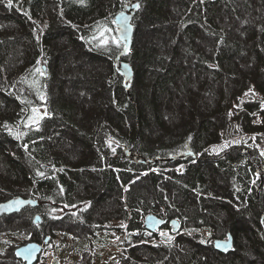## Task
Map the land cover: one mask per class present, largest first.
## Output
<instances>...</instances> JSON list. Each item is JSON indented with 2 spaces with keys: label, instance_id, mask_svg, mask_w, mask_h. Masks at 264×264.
<instances>
[{
  "label": "trees",
  "instance_id": "1",
  "mask_svg": "<svg viewBox=\"0 0 264 264\" xmlns=\"http://www.w3.org/2000/svg\"><path fill=\"white\" fill-rule=\"evenodd\" d=\"M251 1L177 0L179 18L171 20L164 16L165 0H137L143 28L155 30L176 46L172 54L153 47L138 48L135 21L134 46L125 57L135 70L128 92L114 66L124 50L117 38L115 16L132 0H12L11 6L8 0H0V203L19 196L39 201L38 207L30 206L3 219L27 217L40 236L37 238L54 236L61 264H67L63 255H69L70 250L80 257L89 253L93 264H99L114 231L103 223L114 219L128 223L121 242L123 260L128 258L127 245L144 246L136 250L135 264L139 260L146 264H257L241 254L247 245L242 239L246 234L235 223L245 216L258 221L259 230L245 238L263 255L264 229L259 219L264 213V182L258 175L263 158L258 152H243L238 147L220 156L207 154L209 146L218 143L219 120L239 99L236 91L221 83L234 78L237 56L251 54L254 67L243 86L255 82L264 95V10L255 13L260 20L249 35L248 46L231 41L228 29L220 23L224 17H240L239 12L254 16ZM259 1L263 6L264 0ZM199 34L213 40L212 58L197 51ZM65 43L84 48L89 62L107 60L110 83L76 77L74 92H67L64 78L57 75L69 56L68 51L62 52ZM181 43L186 56L194 57L195 67L211 78L213 100L208 102L206 118H189L181 126L182 136H186L183 140L152 148L146 144L145 134L149 122L159 126L167 123L159 100L172 95L182 72L178 65ZM82 89L90 95L88 108L77 98ZM85 109L91 111V129L80 124ZM109 111L116 114V121L106 115ZM30 117L43 118L37 124ZM249 118L252 120L251 114ZM246 131L255 132L241 130ZM233 132L230 130L225 139L231 140ZM128 150L131 156H127ZM188 152L200 155V161H181L176 165L185 166L181 174L167 171L170 165L166 160ZM223 183L226 187L220 192ZM149 215L180 218L187 233L223 226L221 218L231 215L232 226L223 228L217 237L227 238L232 233L235 249L228 255L217 253L213 236L203 239L197 234L193 243L189 238L179 241L175 236H151L144 228ZM37 216L41 217L40 225H34ZM66 223L87 228L91 234L69 247L62 239L70 234L60 229ZM12 232L7 235L18 240L9 244L32 239L25 231L22 235ZM2 243L0 240V246ZM75 247L87 251H76Z\"/></svg>",
  "mask_w": 264,
  "mask_h": 264
},
{
  "label": "rangeland",
  "instance_id": "2",
  "mask_svg": "<svg viewBox=\"0 0 264 264\" xmlns=\"http://www.w3.org/2000/svg\"><path fill=\"white\" fill-rule=\"evenodd\" d=\"M251 3L253 8L252 13L254 16L245 14V12H239L241 13L240 17L232 15L228 18L224 17L220 19V23H222L228 29L229 39L231 41L240 42L241 44H244V46L249 45V38L253 31V27H255L256 21L258 19L260 20V15L258 17H255V13L258 10H264V5H260L261 1L252 0ZM165 4L166 8L164 9V16L167 19L171 20L178 19L180 9L177 4V0H165ZM237 8L240 9L239 6H237ZM141 18H143L142 14L137 13L134 20V23L135 21H137L136 27L139 28V42L137 43L138 48L150 49L151 47H153L157 49V52L163 51L166 54H172L171 52L175 48L176 44H172L170 40H167L163 35L156 32L155 30L148 29V27L143 28V19ZM151 24L153 25L155 23ZM67 47L68 45L67 43H65V45H63L62 52H69L68 59L64 63H62V66L60 67V71L62 73L59 71V73L61 74H57L59 77L64 78V86L67 92H74L73 90L74 83L76 82V77H81L84 80L88 77H94L99 79L100 83L102 84H108V82L110 83L111 69L110 64L107 60L104 61L100 59L98 63H92L89 62L88 54L84 51V48L75 49L74 47ZM180 48L181 49L178 53L180 55V57L178 58V65L181 68L182 72L179 73V76L175 81L172 95L167 94L159 100L160 112L162 116L165 117L164 119L167 123L165 125L159 126L149 122L148 131L145 134L146 144L152 148H155L158 145L163 146L169 141L177 142L179 140H183L186 136H182V131L180 130L181 126H183L189 118L191 119L195 117L198 121L204 119V117L206 118V112L209 109L207 108L209 105L208 102L210 100H213L210 96V86L213 84L211 78H209L208 74H202L195 67L196 65L194 57L186 56L183 51L182 43L180 44ZM196 48L197 51L203 53L206 57L212 58L211 49L213 48V40H211V38L206 37L203 34H199L196 38ZM237 58L238 59H236L235 62L234 78H231L230 80L221 78V80L223 79V82H220L223 83L224 86H227L228 89L232 88L233 91H236V95L239 99L234 101L225 118L219 120L220 125L217 129V133H220V136L218 137V143L210 145L207 154L209 155V157L220 156L234 147H238L239 150L258 152V154L263 158V163L259 167L258 175L261 178L263 177L264 182V171L262 169L264 168V154H262L264 153V95L258 91L257 84L255 82L250 85H248L247 83L245 86H243L245 78L252 73L254 67L251 54L246 52L241 54L239 57L237 56ZM130 64L134 66L132 63ZM72 66H74V68H71ZM89 74L91 76H85ZM186 77L187 80H189V82L186 81L187 83H185ZM221 86L222 84H220V89ZM82 90V93H80L77 98L80 100V104L82 107L84 106L85 108H88L86 106L89 100L87 101L86 99L90 95L87 90ZM107 97H109V95L106 93L105 98ZM251 109L254 110V112H252ZM90 112L91 111L89 110L85 111L84 118L80 123L84 129H91L89 125L91 123L90 118H88V115H91ZM249 114L252 115V120L249 118ZM106 115L109 117V119L116 121V114L113 111H109ZM243 128L254 130L255 132L246 131L245 133H243L241 132ZM230 130H232V132H236H233L235 136H232L231 140L225 139ZM225 145H227V147H225ZM136 156L138 157V155ZM197 156L198 158L195 159V163H198L201 158L200 155ZM168 160H166V163L170 165V168H168L167 171H170V173L174 171L177 174H181L184 171L185 166H176L184 160L176 162H169ZM173 166H176V168H173ZM224 185L225 183H223L222 185L223 188H219L220 192L224 191V188L226 187V185ZM230 216L231 215H227L223 220L221 218L223 226L217 224V227H214L212 230L204 229L200 232L194 233H187L186 231L183 232V235L181 237H178L176 239L179 241H185L186 238H189L193 243V241L195 242L196 240V235L199 234V237L203 239L207 238L205 237L206 235H208V237L213 236L212 242H214V240L218 238L217 234H220L223 228L232 226ZM26 219L27 217H13L10 219H2L0 221V240L4 243V245L9 244L13 241L16 242L18 240V238L16 237H9L7 235L9 232L13 231L12 233H15V230L27 232L33 229L29 224V221ZM103 224L110 229H114V231L110 233L112 240V242L110 243L111 245L107 247L106 251H104V257L99 264H128L127 260H123V244L121 243L125 238L123 229H126L128 227V223L114 219L112 221L104 222ZM235 224H237V226L243 230L244 235L246 234L245 237L247 235L251 236L252 233L259 230L258 221H256L252 216H245L243 218H240ZM259 224L264 228L263 218L259 219ZM60 229L70 234L68 238L65 235L62 241L66 243L67 246H71L72 248H74V245L76 244V239L85 238L86 236L91 234L90 230H87V228L74 226V224L68 223H66V225H63V228L61 226ZM18 235H20V233H18ZM159 236L174 237L175 234H172L167 230L160 231ZM245 237L242 236V239H244L243 241L247 243V245L245 246V249L241 250V254L246 255L245 257H248L250 261H254L256 263L258 262L257 264L264 263V252L262 255V252H256L257 248L252 249L250 246L251 244H249V241H247V238ZM53 244L54 243L51 242L48 245V249L43 253V261L45 262V264H49V261H51L52 264L63 263L61 260L62 255L60 250L55 248ZM82 248L76 250L77 248L75 247V250L82 252L87 251L85 247ZM14 250L15 249H11L9 251L6 250L5 253L2 252L3 254H1L0 260H5L3 259V256L4 254H7L9 252L10 254L8 259L12 258ZM68 252L69 255H63V257H65L64 260L67 259V264L94 263V258H89V253H87L88 255L82 254V257L84 256L89 258H85V260H83L82 257H80L81 255L78 256V253L72 252L71 250ZM205 253L208 254L207 250ZM8 259L6 262H0V264H14L13 262L9 263Z\"/></svg>",
  "mask_w": 264,
  "mask_h": 264
},
{
  "label": "water",
  "instance_id": "3",
  "mask_svg": "<svg viewBox=\"0 0 264 264\" xmlns=\"http://www.w3.org/2000/svg\"><path fill=\"white\" fill-rule=\"evenodd\" d=\"M137 5H139L137 0H132L126 10L118 13L115 16L117 38L124 45L123 52L115 60V69L124 78L125 88L128 92L130 91L135 78V70L134 67L125 59V57L131 53L134 46V38L136 34L134 20L139 10ZM126 154L127 156H131L132 151L128 150ZM189 158L197 159L198 156L194 152H189L177 157H173L168 161L176 162L180 160H187ZM150 164H152V162H150ZM262 169L264 170V168ZM30 206L38 207L39 201L19 196L2 202L0 203V220L8 216L19 214ZM40 222L41 217L37 216L36 223L39 224ZM166 222L167 219H162L156 215H149L144 221V228L150 233L156 234ZM172 225L174 231L178 232L181 226L180 221L178 219H173ZM49 241L50 238H47L45 244L47 245ZM213 245L215 251L223 255H228L234 250L235 247L234 236L232 233H229L227 238H217L214 240ZM43 250L44 246L32 241L18 248L16 255L26 264H37L40 260Z\"/></svg>",
  "mask_w": 264,
  "mask_h": 264
},
{
  "label": "flooded vegetation",
  "instance_id": "4",
  "mask_svg": "<svg viewBox=\"0 0 264 264\" xmlns=\"http://www.w3.org/2000/svg\"><path fill=\"white\" fill-rule=\"evenodd\" d=\"M246 151L247 150H243V152H246ZM262 180H263V177H262ZM21 213H19V214H21ZM19 214H16V215H19ZM16 215H12V216H16ZM8 217H11V216H8ZM8 217H5V218H8ZM36 218L34 219V225H40L42 221L38 224V223H36ZM160 218L167 219V222L162 226V228L156 234H152V233H150L149 231H147L145 229L149 234H151V236H158L160 231H167V230L170 231L172 234H175V238L181 237L183 235V230H184L185 227H184L183 222H182V220L180 218H176L175 216H173V217H164V218L163 217H160ZM262 218H263V221H264V217L263 216H262ZM173 219H178L180 221V223H181V226H180V229H179L178 232H175L174 231V228H173V225H172ZM26 220H29V219L27 218ZM68 224H70V223H68ZM261 228L264 229L263 226H261ZM15 231H17L21 235L23 233V231H18V230H15ZM67 232H70V231H67ZM27 234H31L32 239L30 241L26 242L25 244L33 241V242H37L40 245L44 246V250H43V252H42V254L40 256V260H39V262L37 264H45V262L43 261V259H44V254L43 253L48 249V245L51 242L52 243L54 242V238H52L54 236H52V237H44L42 239H39V238H37V236H39V235H37V233L34 230V228L31 229L30 231H27ZM186 235H188V234H186ZM228 235H229V233H228ZM228 235H227V237H228ZM205 237H208V235H206ZM47 238H50V241L46 245L45 242H46V239ZM22 245H24V244L23 243H20L18 245L17 244H7L6 246L5 245L4 246H0V250L2 252H4V253L6 252V250L9 251L11 249H15L14 252H13V254H12V258L8 259L9 258V254H10V252H9L7 254H4V256H3L4 258L3 259H5V260H3V261L6 262L7 259H8V260H10L9 263H11V261H12L14 264H26L24 261H22L21 259H19L17 257V255H16L17 249L20 248ZM141 248H144V246L143 245H139V244H133V242L131 244H129V245L126 246V249H127V257H128L127 258V263L128 264H135V261L134 260L137 259L136 250L141 249ZM217 253H219V252H217ZM1 254H3V253H1ZM1 254H0V256H1ZM137 264H146V263H143L141 260H139Z\"/></svg>",
  "mask_w": 264,
  "mask_h": 264
},
{
  "label": "snow or ice",
  "instance_id": "5",
  "mask_svg": "<svg viewBox=\"0 0 264 264\" xmlns=\"http://www.w3.org/2000/svg\"><path fill=\"white\" fill-rule=\"evenodd\" d=\"M80 2L81 3H83V0H80ZM8 4H9V6H11V4H12V0H8ZM137 7H139V5H137ZM104 31H108L107 29H105ZM103 34V33H102ZM103 42V44H105V45H107V43H108V41L107 40H104V41H102ZM113 43H117L118 44V41H113ZM37 71L39 72V71H41L40 69H37ZM41 74H43V73H41ZM251 91V90H250ZM247 95V94H246ZM41 99H44V97L43 96H41ZM33 112L34 113H36V112H38V110L37 109H33ZM44 115H47V113H45ZM43 117H39V118H37V117H30L29 119L33 122V123H37L38 124V122H39V119H42ZM26 126H28L27 124H26ZM17 138H19V137H17ZM225 147H227V145H225ZM262 154H264V153H262ZM41 175H43L42 173H41ZM123 226V225H122Z\"/></svg>",
  "mask_w": 264,
  "mask_h": 264
},
{
  "label": "built area",
  "instance_id": "6",
  "mask_svg": "<svg viewBox=\"0 0 264 264\" xmlns=\"http://www.w3.org/2000/svg\"><path fill=\"white\" fill-rule=\"evenodd\" d=\"M49 264H52L51 261H49Z\"/></svg>",
  "mask_w": 264,
  "mask_h": 264
}]
</instances>
